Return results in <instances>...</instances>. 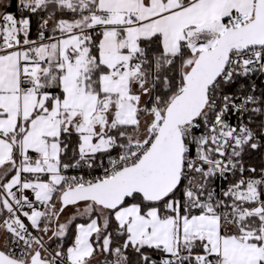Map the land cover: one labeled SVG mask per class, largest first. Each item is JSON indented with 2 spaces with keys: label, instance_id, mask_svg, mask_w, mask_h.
I'll list each match as a JSON object with an SVG mask.
<instances>
[{
  "label": "snow or ice",
  "instance_id": "6c2138e0",
  "mask_svg": "<svg viewBox=\"0 0 264 264\" xmlns=\"http://www.w3.org/2000/svg\"><path fill=\"white\" fill-rule=\"evenodd\" d=\"M0 264H264V0H0Z\"/></svg>",
  "mask_w": 264,
  "mask_h": 264
}]
</instances>
